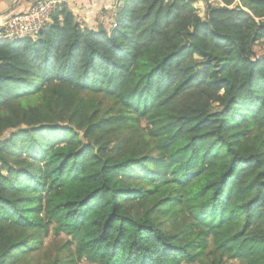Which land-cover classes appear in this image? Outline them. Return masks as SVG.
Masks as SVG:
<instances>
[{"label":"trees","instance_id":"trees-1","mask_svg":"<svg viewBox=\"0 0 264 264\" xmlns=\"http://www.w3.org/2000/svg\"><path fill=\"white\" fill-rule=\"evenodd\" d=\"M71 4L0 41V264H264V0Z\"/></svg>","mask_w":264,"mask_h":264},{"label":"built area","instance_id":"built-area-1","mask_svg":"<svg viewBox=\"0 0 264 264\" xmlns=\"http://www.w3.org/2000/svg\"><path fill=\"white\" fill-rule=\"evenodd\" d=\"M68 0H40L29 11L0 19V41L37 39L52 22L55 9ZM101 20H105L104 17Z\"/></svg>","mask_w":264,"mask_h":264},{"label":"crops","instance_id":"crops-1","mask_svg":"<svg viewBox=\"0 0 264 264\" xmlns=\"http://www.w3.org/2000/svg\"><path fill=\"white\" fill-rule=\"evenodd\" d=\"M67 3H72L70 5L72 10L81 20L91 27H95L97 21L105 16L109 18V24L113 23L112 13L116 0H81L80 3H76V0H68ZM103 9H106L107 13L101 14Z\"/></svg>","mask_w":264,"mask_h":264},{"label":"rangeland","instance_id":"rangeland-1","mask_svg":"<svg viewBox=\"0 0 264 264\" xmlns=\"http://www.w3.org/2000/svg\"><path fill=\"white\" fill-rule=\"evenodd\" d=\"M15 0H13V2H14ZM30 1H32V0H19L18 1V3H17V6L15 7V8H17V7H20L21 8V11H22V8L23 7H25V6H28V5H30L29 3H30ZM214 1H218V0H211V2H214ZM81 2V0H76V3H80ZM195 6L197 7V6H201L200 8H201V13H204V10H205V3L204 2H197L196 4H195ZM23 10H26V8L25 9H23ZM1 13V12H0ZM112 22H114V18H112ZM261 46L259 45V46H257V48H256V51L258 52V54H260L261 53ZM49 240L50 239H48L47 240V243L49 244Z\"/></svg>","mask_w":264,"mask_h":264},{"label":"water","instance_id":"water-1","mask_svg":"<svg viewBox=\"0 0 264 264\" xmlns=\"http://www.w3.org/2000/svg\"><path fill=\"white\" fill-rule=\"evenodd\" d=\"M18 1L19 0H15L6 11H4L3 13H0V19L9 16L14 11L15 7L17 6Z\"/></svg>","mask_w":264,"mask_h":264}]
</instances>
